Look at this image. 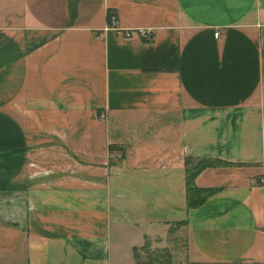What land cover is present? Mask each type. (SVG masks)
I'll use <instances>...</instances> for the list:
<instances>
[{
  "label": "crops",
  "instance_id": "obj_1",
  "mask_svg": "<svg viewBox=\"0 0 264 264\" xmlns=\"http://www.w3.org/2000/svg\"><path fill=\"white\" fill-rule=\"evenodd\" d=\"M145 247L264 264V0H0V264Z\"/></svg>",
  "mask_w": 264,
  "mask_h": 264
},
{
  "label": "trees",
  "instance_id": "obj_2",
  "mask_svg": "<svg viewBox=\"0 0 264 264\" xmlns=\"http://www.w3.org/2000/svg\"><path fill=\"white\" fill-rule=\"evenodd\" d=\"M112 10L108 9L107 16ZM114 148V145H110V150ZM119 149V147H118ZM184 171H185V197H186V205L187 207H194L200 205L204 202V200L212 194L216 188L211 186H198L195 181V175L205 166L207 165H230L234 164L231 161L218 158V157H208V156H186L184 159ZM184 220H181L178 223H183ZM173 226L170 227V230ZM146 252L147 259L144 261L138 260L137 264H169V251L167 248H159V249H149L147 247L144 248ZM157 253V254H156ZM159 262L153 263L152 260L158 258ZM137 256V254H136ZM164 260V261H163ZM189 264H215L209 262H189ZM217 264V263H216Z\"/></svg>",
  "mask_w": 264,
  "mask_h": 264
},
{
  "label": "built area",
  "instance_id": "obj_3",
  "mask_svg": "<svg viewBox=\"0 0 264 264\" xmlns=\"http://www.w3.org/2000/svg\"><path fill=\"white\" fill-rule=\"evenodd\" d=\"M108 19H109V24L110 25H114L115 22H116V19H117V15L116 13L113 11V12H110L109 15H108ZM142 38H144L145 40L147 39H150L152 37V32L151 30L149 29H146V28H137L135 30ZM219 29H217L216 31H214V35H218L219 34ZM134 31L130 30V29H125L123 31V34L126 35V36H129L133 33ZM99 116L100 117H104L105 116V112H100L99 113Z\"/></svg>",
  "mask_w": 264,
  "mask_h": 264
},
{
  "label": "rangeland",
  "instance_id": "obj_4",
  "mask_svg": "<svg viewBox=\"0 0 264 264\" xmlns=\"http://www.w3.org/2000/svg\"><path fill=\"white\" fill-rule=\"evenodd\" d=\"M180 240L182 241V238H180ZM179 251H180V256H178L177 258L178 259H181L182 258V243H181V249L179 248Z\"/></svg>",
  "mask_w": 264,
  "mask_h": 264
}]
</instances>
